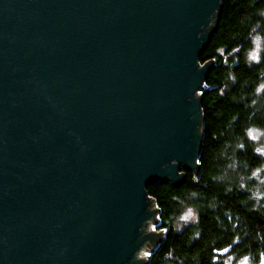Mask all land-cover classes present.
<instances>
[{
	"label": "water",
	"instance_id": "95a60500",
	"mask_svg": "<svg viewBox=\"0 0 264 264\" xmlns=\"http://www.w3.org/2000/svg\"><path fill=\"white\" fill-rule=\"evenodd\" d=\"M220 9L0 0V264H136L159 241L146 188L198 172Z\"/></svg>",
	"mask_w": 264,
	"mask_h": 264
},
{
	"label": "clouds",
	"instance_id": "9594fccd",
	"mask_svg": "<svg viewBox=\"0 0 264 264\" xmlns=\"http://www.w3.org/2000/svg\"><path fill=\"white\" fill-rule=\"evenodd\" d=\"M244 23L250 45L247 52L257 53L248 63L259 64L258 53L264 51V7L245 13ZM219 52L224 56V48ZM225 63H228L227 57ZM225 79L232 86L238 82L237 72L231 64ZM239 102L250 106L264 102V79L259 80L252 92ZM171 163L176 167L178 161ZM208 180L216 190L204 194L194 187L187 190L169 214L168 227L160 232L166 236L169 229L183 233L191 228L188 235L192 240H202L207 264H264V118L246 120L238 132L218 146L212 157ZM192 182H200L198 174L194 173ZM234 193L243 194L238 206H230L227 201ZM205 211L214 216L215 227L211 231L201 223ZM253 217L258 219L253 220ZM151 221H146V235L157 231ZM162 246V243L145 241L134 254L136 264H149ZM163 262L183 264L174 248L163 254ZM194 264H201L199 257Z\"/></svg>",
	"mask_w": 264,
	"mask_h": 264
},
{
	"label": "trees",
	"instance_id": "16d2710c",
	"mask_svg": "<svg viewBox=\"0 0 264 264\" xmlns=\"http://www.w3.org/2000/svg\"><path fill=\"white\" fill-rule=\"evenodd\" d=\"M256 7H264V0H221V9L215 28L204 51L198 59L199 65L211 63L203 85L201 107L203 113V139L198 158V176L200 182L193 184V173H185V178L175 186L172 183L159 181L149 184L146 188L148 197L154 202L157 210L156 232L168 227V217L177 206V201L185 192L196 188L202 194L212 193L216 189L210 184L211 161L218 146L228 137L240 130L243 123L252 118H264V102L256 106L242 104L239 101L248 96L255 84L264 79V51L260 54L259 64H249L247 49L249 45L248 28L245 26V13ZM224 48V56L219 49ZM227 57L228 63H225ZM229 64L237 72L238 82L232 86L226 82ZM242 193L231 194L228 198L230 206H238ZM258 218L253 217V220ZM201 223L209 231L214 229V216L203 212ZM186 229L183 233H175L169 229L162 243V250L156 253L149 264H164L163 254L175 249L178 259L183 264H194L200 258L201 264H207L202 240H192Z\"/></svg>",
	"mask_w": 264,
	"mask_h": 264
},
{
	"label": "rangeland",
	"instance_id": "374dc122",
	"mask_svg": "<svg viewBox=\"0 0 264 264\" xmlns=\"http://www.w3.org/2000/svg\"><path fill=\"white\" fill-rule=\"evenodd\" d=\"M262 53V51H260L258 54H259V56H260V54ZM256 55H257V53L256 52H252V53H249L248 54V57H249V59L250 60H253L255 57H256ZM154 203V202H153ZM154 207H155V205H154ZM155 209H156V207H155ZM157 219V215L155 216V220ZM155 223H156V221H155ZM155 225V224H154ZM150 228H151V225H150ZM160 232V231H159ZM159 232H153V233H159ZM161 234H162V236H163V233L161 232ZM162 236H160L159 238H158V240L160 241V239H161V237ZM159 241H157V242H154V243H158Z\"/></svg>",
	"mask_w": 264,
	"mask_h": 264
},
{
	"label": "bare ground",
	"instance_id": "6f19581e",
	"mask_svg": "<svg viewBox=\"0 0 264 264\" xmlns=\"http://www.w3.org/2000/svg\"><path fill=\"white\" fill-rule=\"evenodd\" d=\"M193 99H198V97L196 96V97H194Z\"/></svg>",
	"mask_w": 264,
	"mask_h": 264
}]
</instances>
